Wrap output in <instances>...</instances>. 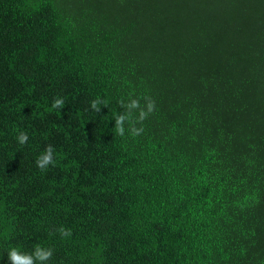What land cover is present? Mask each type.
I'll return each mask as SVG.
<instances>
[{"label": "trees", "instance_id": "16d2710c", "mask_svg": "<svg viewBox=\"0 0 264 264\" xmlns=\"http://www.w3.org/2000/svg\"><path fill=\"white\" fill-rule=\"evenodd\" d=\"M144 97L142 134L133 110L117 135ZM36 245L45 264H264V0H0V264Z\"/></svg>", "mask_w": 264, "mask_h": 264}, {"label": "clouds", "instance_id": "9594fccd", "mask_svg": "<svg viewBox=\"0 0 264 264\" xmlns=\"http://www.w3.org/2000/svg\"><path fill=\"white\" fill-rule=\"evenodd\" d=\"M144 99L146 103L143 108H141L139 99H130L128 103H124L123 101L119 102L120 106L125 109V112L116 114L114 118V127L117 135L123 136L125 134L124 124L126 121H132L133 110H139V114L135 121H132L129 132L133 137L142 134L143 127L137 128L135 127V123H142L145 119H147L148 115L155 110V101H153L150 97H144ZM103 103L105 102L99 98L92 100L90 102V108L96 113H99L101 109L100 105ZM51 107L52 109L64 108V99H54ZM16 140L20 145H24L28 141V134L21 131L16 137ZM53 152L54 149L52 145H48L44 152L36 158V167L41 171H46L49 165L55 166ZM57 231L62 238L70 237L72 234L70 229H65L64 227H60L57 229ZM52 255V249H44L39 245H36L34 251L31 254L21 253L16 248H12L8 251L7 258L10 264H45L46 261L52 258Z\"/></svg>", "mask_w": 264, "mask_h": 264}]
</instances>
